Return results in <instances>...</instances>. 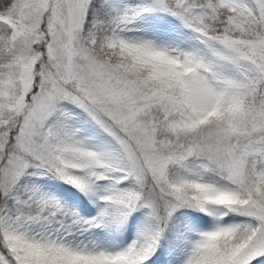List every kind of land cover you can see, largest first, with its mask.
Instances as JSON below:
<instances>
[{"label":"snow or ice","instance_id":"6c2138e0","mask_svg":"<svg viewBox=\"0 0 264 264\" xmlns=\"http://www.w3.org/2000/svg\"><path fill=\"white\" fill-rule=\"evenodd\" d=\"M0 264H264V0H0Z\"/></svg>","mask_w":264,"mask_h":264},{"label":"rangeland","instance_id":"374dc122","mask_svg":"<svg viewBox=\"0 0 264 264\" xmlns=\"http://www.w3.org/2000/svg\"><path fill=\"white\" fill-rule=\"evenodd\" d=\"M151 23L154 24V26H155L154 30L156 31V33L158 35H161L163 38H165V39H175V40H180V41H186L187 42V40H185L181 36H178V37L174 36V31L170 28V23L167 24V27L169 28L167 30L164 27L163 28L159 27V24H160L159 21H155V22H151ZM59 181H60V179H58V178H47V184L45 185V188L48 191L54 193L66 205H68L69 207H72L73 209H75L78 212L79 211V206H78L77 203L72 202L71 203L72 206H71V204L68 201H65V200L62 199L61 194L57 190ZM83 194H84V198H85L86 202L90 203L93 206V210L90 211L89 215H87L85 217L95 216L101 210V207L103 206V202L99 201L98 197H96V196H94L92 194L85 193V192H83ZM180 211L183 212V213H188V212L197 211V210H193V209L184 210V209H181ZM205 216L207 217V222L199 219V217H205ZM179 217L184 221L182 233H184L185 236H188V235L195 236L197 231L206 230L207 228H211L212 225H213V222H214V217L211 216V215H208V214H206L204 212H197V216L196 217L189 216L187 214L180 215ZM142 219H143V214L141 215L140 213H135L133 215V217L130 218V220H129V222H130L129 223V231H128L129 235H128L127 239H125L122 242H118L114 238V236L112 234V231L106 233V235H107V237L109 239V242L110 243H115V244H124V245H126L127 243H130L131 240L135 237L137 229H138V226L140 225ZM186 227L189 228V229H193V231L185 232V228ZM179 242L182 243V241H179ZM180 243H178V244H176L174 246L170 245V243H168V247L165 249V253H164L165 258H169L170 259L171 256H172L173 249L176 248V246L179 245Z\"/></svg>","mask_w":264,"mask_h":264},{"label":"trees","instance_id":"16d2710c","mask_svg":"<svg viewBox=\"0 0 264 264\" xmlns=\"http://www.w3.org/2000/svg\"><path fill=\"white\" fill-rule=\"evenodd\" d=\"M164 28L166 30L169 29L167 26ZM170 28L174 31L175 37L181 36L182 38L187 40V42L189 41V36L186 34L187 30L184 29L178 21L170 22ZM58 183L59 184H58L57 190L61 194L62 199L65 201H68L70 204L72 202L77 203L79 206L78 212L80 213L81 216L85 217V216L89 215V212L93 210V206L90 203L86 202L83 192L79 191L78 189H75L70 184H66L62 180H60ZM71 206H72V204H71ZM138 213H140L141 215L143 214V212H138ZM129 220L123 226H121L119 228H115L112 230V234L118 242H122L125 239H127L128 235H129V233H128L129 223H130ZM183 225H184V221L178 216L175 219V223L172 225L173 230H172L171 235H172L173 239L169 240L170 245L174 246V245L180 243L179 242L180 240L175 239V237H177L180 233H182Z\"/></svg>","mask_w":264,"mask_h":264}]
</instances>
